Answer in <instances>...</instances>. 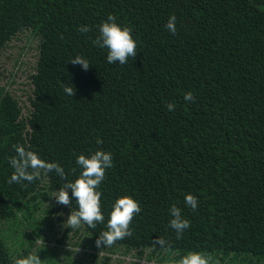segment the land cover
Returning <instances> with one entry per match:
<instances>
[{"label":"trees","instance_id":"trees-1","mask_svg":"<svg viewBox=\"0 0 264 264\" xmlns=\"http://www.w3.org/2000/svg\"><path fill=\"white\" fill-rule=\"evenodd\" d=\"M109 14L132 29L137 43L136 57L123 65L109 64L107 49L92 42ZM171 15L175 35L166 28ZM84 25L89 32L78 31ZM27 29L39 40L27 103L0 85V264L34 253L42 264L55 261L43 242L35 246V216L78 210L74 197L64 206L54 195L80 175L77 155L98 149L113 157L98 189L104 223L66 227L64 236L83 229L88 236L81 246L92 247V261L100 250L108 261L123 248L121 254L135 252L156 264H167L164 251L180 260L200 252L211 256L210 264L248 257L260 264L264 0H0V49ZM77 55L89 61L86 71L70 62ZM65 86H73L75 95H67ZM188 91L195 102L184 100ZM16 144L60 164L66 178L41 171L30 183H8ZM189 193L198 198L195 211L185 204ZM121 196L141 208L133 234L98 248L95 241ZM173 205L190 221L179 239L170 227ZM25 223L33 228L27 238ZM156 237L170 248L154 245Z\"/></svg>","mask_w":264,"mask_h":264},{"label":"clouds","instance_id":"clouds-1","mask_svg":"<svg viewBox=\"0 0 264 264\" xmlns=\"http://www.w3.org/2000/svg\"><path fill=\"white\" fill-rule=\"evenodd\" d=\"M116 17L109 14L105 21L98 26L99 34L93 39L94 46L107 49V62L109 64L119 62L121 65L128 62L129 57L135 58L137 55V43L133 39L132 29L121 26L115 22ZM167 30L175 35L177 33L176 17L171 15L166 23ZM78 31L87 33L90 28L87 25L81 26ZM63 38V37H61ZM73 65H80L83 70H87L90 63L83 56L77 55L70 59ZM64 91L69 96L75 95L74 87L65 86ZM186 102H195V97L191 91L184 93ZM169 111H175L176 105L168 103ZM97 144L103 141L96 139ZM16 155L9 159V164L14 171L8 183H21L22 181L32 182L38 179L41 171L49 173L54 171L60 178L65 179L64 168L56 162H48L40 158L35 152L26 150L22 145H13ZM76 164L81 168L80 175L74 181H66L58 193L54 195L56 202L64 206H69L74 197L78 210L71 212L66 219V227L76 229L81 224H86L89 228L95 229L97 224L104 223V215L101 211V191L99 187L105 179V170L113 167V157L110 152L96 150L89 156L79 154L76 157ZM71 190V197L69 195ZM185 204L193 211L198 207V198L192 194L185 195ZM141 211L139 203L131 196H121L116 199L107 220V230L102 231L97 237L95 244L98 248L111 247L117 241L131 236L132 220ZM170 227L176 232L179 239L184 231L190 227V221L183 218L181 209L175 205L171 206ZM154 245H159L166 250L170 244L161 237L153 240ZM78 251V249L76 250ZM211 257L200 252H190L180 260L179 264H210ZM17 264H42V260L37 253L17 261Z\"/></svg>","mask_w":264,"mask_h":264},{"label":"rangeland","instance_id":"rangeland-1","mask_svg":"<svg viewBox=\"0 0 264 264\" xmlns=\"http://www.w3.org/2000/svg\"><path fill=\"white\" fill-rule=\"evenodd\" d=\"M38 45V38L33 35L31 30L27 29L17 34L4 48L0 49V85L5 86L8 91L14 93L21 102L27 103V96L31 91L30 81L32 74L35 72ZM51 203L52 201L46 202L44 206ZM68 215L69 213L67 214L66 210L61 207L53 214L40 212L39 217L35 216L34 229L40 231V237L36 238L35 246H39L42 242L46 245L49 250L48 255L55 258L52 264H156L132 256L135 252L121 254L123 248H118L112 255L109 254L108 261H106V255H103L105 251L100 250L99 254L96 252L97 258L92 261L90 255H88L92 252V247L81 246L85 244V238L88 236L83 229L76 233L69 232L67 237L64 238ZM21 229L24 237L27 238L26 234L31 233L33 228L29 223H25L21 226ZM60 239L64 241L59 243L58 240ZM77 249L78 251H76ZM162 255H164L167 264H179L180 262L179 258H175L176 253L164 251ZM205 255L210 256L209 254ZM248 259L234 260L232 264H253L249 263L252 262L250 257ZM218 262L219 259H215L212 264ZM259 262L264 264V259Z\"/></svg>","mask_w":264,"mask_h":264}]
</instances>
